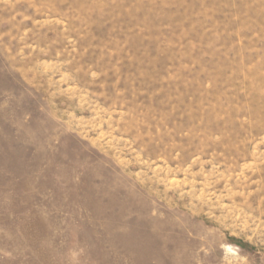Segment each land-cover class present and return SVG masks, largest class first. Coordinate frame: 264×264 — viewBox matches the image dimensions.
<instances>
[{
	"label": "rangeland",
	"instance_id": "rangeland-1",
	"mask_svg": "<svg viewBox=\"0 0 264 264\" xmlns=\"http://www.w3.org/2000/svg\"><path fill=\"white\" fill-rule=\"evenodd\" d=\"M0 264H264V0H0Z\"/></svg>",
	"mask_w": 264,
	"mask_h": 264
}]
</instances>
